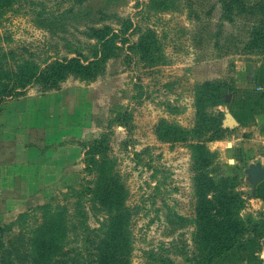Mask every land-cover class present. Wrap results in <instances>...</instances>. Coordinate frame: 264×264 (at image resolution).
I'll return each mask as SVG.
<instances>
[{"label":"rangeland","instance_id":"1","mask_svg":"<svg viewBox=\"0 0 264 264\" xmlns=\"http://www.w3.org/2000/svg\"><path fill=\"white\" fill-rule=\"evenodd\" d=\"M0 112L38 137L8 165L78 171L6 168L0 264H34L49 203L67 238L45 264H264V0H0Z\"/></svg>","mask_w":264,"mask_h":264},{"label":"trees","instance_id":"2","mask_svg":"<svg viewBox=\"0 0 264 264\" xmlns=\"http://www.w3.org/2000/svg\"><path fill=\"white\" fill-rule=\"evenodd\" d=\"M73 72L80 74L85 77H89L92 75V70L90 67H85L82 65L79 61H72V65L68 67ZM67 71L64 68H59L55 70L52 74L46 73L45 75H42L43 79H46L47 84H51L52 86H57L62 79H64L67 75ZM90 153V152H88ZM85 160V159H84ZM92 160V159H90ZM85 162V161H84ZM88 159L86 158L87 163V169L89 168ZM86 169V168H85ZM70 193L74 192L76 193V187H68L67 188ZM217 190V188H215ZM64 193V192H63ZM73 194V195H74ZM52 204H47L44 207L41 208V221L39 223V226L36 229V237L33 240L32 245V254L35 258L34 264H45L46 259L43 257L44 255L50 256L51 258L56 255H60L62 253V249L60 247L61 242L67 238V236H64V228L65 223L64 219H62V213L63 210H65V207L60 209V206H57L58 209L53 210ZM26 213H22L19 218H23L26 216ZM223 217L225 218H232V223L229 224L228 227L223 224V228L226 232H228L229 235H234V238L237 237L240 233H243L246 228L243 226V223L238 218L235 219L234 215L231 213V211H228V213H223ZM12 230L11 225H0V251L2 250V239L5 234V232H9ZM116 249L118 250V243L114 245ZM114 247V248H115ZM232 246H229V248ZM117 252V251H116ZM115 252V253H116ZM13 254L8 255V257L12 258ZM116 257H118L116 255ZM51 258L48 260V264H57L58 262L55 260H51ZM117 263V260H113L111 264ZM13 264V263H11ZM24 264V263H22Z\"/></svg>","mask_w":264,"mask_h":264},{"label":"crops","instance_id":"3","mask_svg":"<svg viewBox=\"0 0 264 264\" xmlns=\"http://www.w3.org/2000/svg\"><path fill=\"white\" fill-rule=\"evenodd\" d=\"M26 112L27 111H24V113H26ZM3 113L4 112H2V113L0 112V158L3 157V158H5V160L0 164V182L8 180L6 170L10 167L15 168L16 170H18L17 172H19V173H21V171H22L24 176L27 175L25 178V181L28 183L41 184L44 181H47V182L57 181L56 184H64V183H70V182H72V180L73 181L75 180V178L77 176V172H78L76 169V167H77L76 163L74 164L73 170H69L66 167V169H65L66 171L64 170L63 174L61 172L58 173L56 178H54L55 176H53V175L47 176V174H45L44 171L42 172V169H43L45 164H40V163L37 164V162H36V164L21 162V163L12 164L11 166L8 165L7 161H9L10 160L9 157L12 156V154H11V156H10V154H8V151H16L17 152L15 155L16 158L21 159V158L25 157V156L23 157V155H24L23 151H25L27 149L31 150V151L38 150L39 146L37 143V139H38L37 134H32L35 136V138L30 140L34 143V145H31V146L28 145L30 141H29V137H28L27 132L24 135L22 132L19 131L16 133L15 137L10 136L11 134H10V131H8V124H6L5 122L2 121ZM39 137L44 138L43 135L39 136ZM42 141H44V140H42ZM82 166L85 168L84 159H83ZM84 168H82V169H84ZM27 169L32 170L33 174L32 173L31 174L24 173V171H26ZM34 172H35V174H34ZM58 188L62 189V186L58 185Z\"/></svg>","mask_w":264,"mask_h":264}]
</instances>
